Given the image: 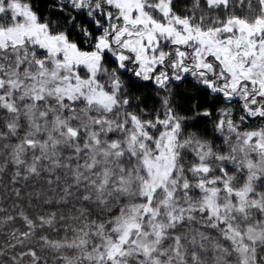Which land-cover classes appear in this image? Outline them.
I'll return each mask as SVG.
<instances>
[{"label":"snow or ice","instance_id":"1","mask_svg":"<svg viewBox=\"0 0 264 264\" xmlns=\"http://www.w3.org/2000/svg\"><path fill=\"white\" fill-rule=\"evenodd\" d=\"M0 264H264V0H0Z\"/></svg>","mask_w":264,"mask_h":264}]
</instances>
